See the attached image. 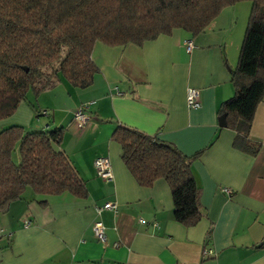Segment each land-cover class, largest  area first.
<instances>
[{"label": "crops", "instance_id": "1", "mask_svg": "<svg viewBox=\"0 0 264 264\" xmlns=\"http://www.w3.org/2000/svg\"><path fill=\"white\" fill-rule=\"evenodd\" d=\"M250 9L249 2L223 9L194 38L174 31L140 47L97 42L91 57L99 73L89 88L76 90L61 80L0 121V131L13 124L26 131L63 129L58 149L88 192L84 200L28 193L13 203L0 214V264H264V98L250 129V139L260 144L256 156L232 147L234 132L219 126L217 114L234 95L230 70ZM189 88L199 93L196 109L187 106ZM86 104L88 121L79 129L74 113ZM117 125L170 143L185 156L203 150L191 164L204 215L197 225L174 220L163 180L149 188L136 183L110 138ZM97 158L109 160L110 181L96 176ZM107 202L116 209L96 215L95 207ZM94 222L104 227L105 243L94 237ZM206 249L213 255L203 256Z\"/></svg>", "mask_w": 264, "mask_h": 264}, {"label": "trees", "instance_id": "2", "mask_svg": "<svg viewBox=\"0 0 264 264\" xmlns=\"http://www.w3.org/2000/svg\"><path fill=\"white\" fill-rule=\"evenodd\" d=\"M241 2L251 9L237 65L230 70L234 95L217 114L234 132L232 147L256 156L260 144L250 139V129L264 98V0H0V121L13 116L28 94L38 97L61 80L76 90L89 88L99 73L91 57L97 42L140 47L174 31L194 38L223 9ZM64 137L61 128L26 131L13 124L0 131V214L27 192L42 199L87 198L85 182L58 149ZM110 138L136 183L149 188L163 180L174 220L186 228L197 225L204 215L191 164L203 150L185 156L174 145L125 125H117Z\"/></svg>", "mask_w": 264, "mask_h": 264}, {"label": "built area", "instance_id": "3", "mask_svg": "<svg viewBox=\"0 0 264 264\" xmlns=\"http://www.w3.org/2000/svg\"><path fill=\"white\" fill-rule=\"evenodd\" d=\"M185 47L187 51L191 50L192 43L190 41L186 42ZM186 103H187V106L191 109H196L199 107V93L197 90L192 89V88L187 89ZM88 105L89 104H86L78 108L74 113L73 121L76 123V126L79 129H82L83 127H85L88 121V116L86 115V110L88 109ZM93 166L96 172V176L98 178H100L103 181H110L112 179L111 167H110L109 160L107 158L95 159ZM225 192L227 191L225 190ZM115 209H116L115 204L111 202H107L100 207H95V213L96 215H100L101 212L105 210H115ZM29 224H30L29 222H25V226H29ZM92 232L98 242L105 243L104 227L102 226L100 222L93 223ZM2 233H3V230L0 229V234ZM202 254L203 256L210 257L213 255V252L211 250L206 249L203 251Z\"/></svg>", "mask_w": 264, "mask_h": 264}, {"label": "rangeland", "instance_id": "4", "mask_svg": "<svg viewBox=\"0 0 264 264\" xmlns=\"http://www.w3.org/2000/svg\"><path fill=\"white\" fill-rule=\"evenodd\" d=\"M31 97H32L31 94H28V95H27V98H31ZM12 159H13V161H14L15 163L18 162V152H17L16 149H15L14 153L12 154ZM27 193H30V192H27Z\"/></svg>", "mask_w": 264, "mask_h": 264}, {"label": "water", "instance_id": "5", "mask_svg": "<svg viewBox=\"0 0 264 264\" xmlns=\"http://www.w3.org/2000/svg\"><path fill=\"white\" fill-rule=\"evenodd\" d=\"M218 123H219V126L220 127H225V117L224 116H221L219 119H218Z\"/></svg>", "mask_w": 264, "mask_h": 264}]
</instances>
